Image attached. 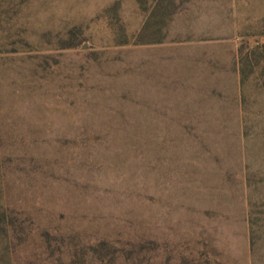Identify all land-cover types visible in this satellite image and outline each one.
Masks as SVG:
<instances>
[{
	"label": "rangeland",
	"instance_id": "1",
	"mask_svg": "<svg viewBox=\"0 0 264 264\" xmlns=\"http://www.w3.org/2000/svg\"><path fill=\"white\" fill-rule=\"evenodd\" d=\"M0 264H264V0H0Z\"/></svg>",
	"mask_w": 264,
	"mask_h": 264
}]
</instances>
